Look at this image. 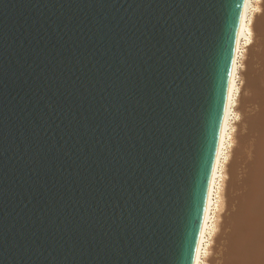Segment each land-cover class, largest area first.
Returning a JSON list of instances; mask_svg holds the SVG:
<instances>
[{
  "label": "water",
  "instance_id": "1",
  "mask_svg": "<svg viewBox=\"0 0 264 264\" xmlns=\"http://www.w3.org/2000/svg\"><path fill=\"white\" fill-rule=\"evenodd\" d=\"M242 0H0V264H192Z\"/></svg>",
  "mask_w": 264,
  "mask_h": 264
},
{
  "label": "bare ground",
  "instance_id": "2",
  "mask_svg": "<svg viewBox=\"0 0 264 264\" xmlns=\"http://www.w3.org/2000/svg\"><path fill=\"white\" fill-rule=\"evenodd\" d=\"M263 83L264 0H242L192 264H206L208 258L211 264H264V232L251 217L256 212L264 213V112L261 116L252 109L253 104L256 106L257 87ZM246 126H257L261 131L257 150L253 146L250 151L255 152L250 163L243 133ZM247 184L251 190L245 193ZM260 231L263 233L259 234Z\"/></svg>",
  "mask_w": 264,
  "mask_h": 264
},
{
  "label": "rangeland",
  "instance_id": "3",
  "mask_svg": "<svg viewBox=\"0 0 264 264\" xmlns=\"http://www.w3.org/2000/svg\"><path fill=\"white\" fill-rule=\"evenodd\" d=\"M246 55V54H245ZM243 64H244V66H245V61L243 62ZM242 67H243V65H242ZM242 69H245L244 67L242 68ZM242 69H240L241 71H243ZM256 92H257V98H256V101L254 102L255 104H256V106L254 107V104H253V107H252V109H253V111H254V113H261V116H262V113L264 112V83L261 85V86H259V87H257V90H256ZM263 99V100H262ZM263 101V102H262ZM262 105H263V108H262ZM258 109H257V108ZM257 110V111H256ZM249 111V110H248ZM248 111H247V114H248ZM251 112H252V110H251ZM249 115H250V113H249ZM243 116V115H242ZM260 116V117H261ZM240 119H242V118H239V120ZM238 120V121H239ZM260 122H261V120H260ZM254 127H255V129H254ZM252 129H249L247 126H246V133L245 132H243L244 134H245V148L247 147V150L249 149V153L247 154V151L245 152V154H247V156H248V161H249V163H250V160H252V159H254V154H255V152H253V153H251L250 151L253 149V146H254V150L256 151L257 150V148L255 147V146H258V145H256L257 143L258 144H260V142H258V141H260L259 139H260V134H259V132H261L260 131V129H258L257 128V126H254ZM247 134V135H246ZM247 142V143H246ZM249 146V147H248ZM253 150V151H254ZM251 154H253V156L251 155ZM253 157V158H252ZM256 162V161H255ZM256 164V163H255ZM258 166V165H257ZM255 168V167H254ZM253 168V169H254ZM226 179V178H225ZM248 185V186H247ZM247 185H244V191H245V193H247V192H249V190H251V186L249 185V184H247ZM263 191H264V189H263ZM249 194V193H248ZM254 214H256V215H254ZM253 214V216H251L252 217V219H254V225L255 226H259L261 229L260 230H263V232H264V213H261L262 215H260V214H258L257 212L256 213H254ZM263 232H259V234H262ZM213 244V241H212V243H211V245ZM213 246V245H212ZM211 253H212V251H211ZM211 253H209V255L211 254ZM216 254V253H215ZM209 255H208V257H209ZM211 256L213 257V254H211ZM212 260V259H211ZM211 264V261L209 260V258H208V261L206 262V264Z\"/></svg>",
  "mask_w": 264,
  "mask_h": 264
}]
</instances>
